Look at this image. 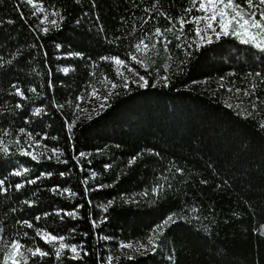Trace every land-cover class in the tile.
<instances>
[{
    "label": "trees",
    "instance_id": "trees-1",
    "mask_svg": "<svg viewBox=\"0 0 264 264\" xmlns=\"http://www.w3.org/2000/svg\"><path fill=\"white\" fill-rule=\"evenodd\" d=\"M33 2L59 11V26L27 0H0L5 242L49 253H25L28 264H264V50L234 35L199 42L193 24L181 31V17L199 15L186 12L190 0ZM157 27L155 48L136 52ZM130 54L146 86L125 87L102 59L134 65ZM94 89L99 101L86 105ZM37 230L82 246L81 258L57 259ZM129 243L146 249L126 255Z\"/></svg>",
    "mask_w": 264,
    "mask_h": 264
},
{
    "label": "snow or ice",
    "instance_id": "snow-or-ice-1",
    "mask_svg": "<svg viewBox=\"0 0 264 264\" xmlns=\"http://www.w3.org/2000/svg\"><path fill=\"white\" fill-rule=\"evenodd\" d=\"M78 2V0H77ZM159 2V0H157ZM27 3L32 5L34 8H37V11H44L43 8H38L36 4H34L33 0H27ZM191 7L186 9V12L191 13L194 9L196 12L202 13V15L192 16L191 18L181 17L179 19V24L181 26V31L184 30V26L186 24L194 25V32L197 37L200 38V41L203 42L206 40L207 43H212V35H209V32L216 36V39H220L221 36H229L234 35L242 38L244 44H254L257 49L264 50V0H241V2H237V0H190ZM246 5V7H244ZM50 15L52 16H60L59 11L52 12ZM259 15V19L257 18ZM60 19H63V16H60ZM43 22L48 21V15H45ZM50 23L56 27L59 26L58 21L52 20ZM203 24V26H201ZM219 28V31H217ZM49 31L48 28H44L43 32L47 33ZM171 31V29H168ZM157 40L155 43L149 44L146 41H150L152 36H146L139 40L138 43L134 45L136 52L141 55H146L148 51L152 48H155L156 43H159V37L164 35V32L159 28H155L154 33H152ZM102 59L111 60L115 65H117V74L123 75L120 71V68L126 66V61L121 60L119 57H103ZM130 60L135 61L137 64L145 67L143 60L138 59L137 55L130 54ZM131 70V69H130ZM62 71L67 73L69 69L67 67L63 68ZM167 79V78H165ZM140 80L143 81V86L147 85V80L141 76ZM113 88L117 87V85L113 84ZM127 87V85H125ZM30 91L35 92L36 89H30ZM18 95L23 96L24 93L17 88ZM246 95L248 93H245ZM93 97L99 99L100 97L97 95L96 90L94 89L91 93ZM107 100V97H104ZM101 108L105 107L104 104L100 105ZM40 110H37V114H39ZM6 134V133H5ZM19 143V142H17ZM0 145H3V141L0 140ZM4 151H7V148L4 147ZM55 153L57 150L52 149ZM25 155H31L32 159H37V156L28 151H24ZM81 155H84L83 153ZM28 169H24L23 172L16 171L14 175L21 176L26 173ZM63 175V174H62ZM5 181L0 179V191L6 190L3 188ZM29 183H35L34 180L29 181ZM22 184H17L16 188H22ZM162 188V185L160 186ZM65 191H68L65 189ZM160 191V188L153 189L154 193ZM147 193H145L146 195ZM74 195V194H73ZM110 206V204H109ZM107 207L105 208V211ZM66 215L74 216V212H67ZM39 219V217H37ZM176 219L174 216H168L165 218L160 224H158L153 232L156 234H162L163 230L169 226L171 223H175ZM95 221H93V225L95 226ZM27 227H33V225L27 221L24 222ZM3 229L0 228V232ZM264 235V232L261 233ZM26 235V234H25ZM37 236H41L42 239L45 240L46 243H50L53 245L55 249V256L59 259L62 255L63 250L68 249L74 255L71 257L72 259H80V251H83L82 246L78 250L76 245H68L63 243L64 237H56L49 233H42L40 230L36 232ZM59 240V247H55V242ZM148 243L156 247L155 237H149ZM0 245L3 246L2 250H0V264H28V256L25 253H29L32 257L39 255L40 257L48 256L49 253L42 251L39 247L35 250L32 248H26L19 241L13 240L11 242H5L4 238L0 236ZM124 248H133L132 244L121 245ZM141 247H144L141 245ZM87 255V253H84ZM109 264H111V258H109Z\"/></svg>",
    "mask_w": 264,
    "mask_h": 264
},
{
    "label": "rangeland",
    "instance_id": "rangeland-1",
    "mask_svg": "<svg viewBox=\"0 0 264 264\" xmlns=\"http://www.w3.org/2000/svg\"><path fill=\"white\" fill-rule=\"evenodd\" d=\"M34 4H36V3H34ZM37 5V7L38 8H41L38 4H36ZM245 7V6H244ZM37 9V8H36ZM40 12V11H39ZM40 13H42V21H44V17H45V15H48V21L50 22V21H52V17H51V15H49L47 12H45V10L44 11H42V12H40ZM199 15H202V13H199ZM257 18L259 19V15H257ZM49 22H44V24H47V23H49ZM201 26H203V24L201 25ZM217 31H219V28H217ZM209 35H212V39L213 38H216V36L214 35V34H212L211 32H209ZM242 39V38H241ZM197 40L199 41V42H201L200 41V38L199 37H197ZM206 41V40H205ZM205 41H203V42H205ZM133 62V64L134 65H130V64H127L126 63V66H123V67H121L120 68V71L123 73V75H118L117 74V71H116V69H117V65H115L114 63V69H115V73H116V75H117V78L119 79V82H121V83H123L124 85H127V84H129V83H132V84H135V85H139V86H143V81H141L140 80V77L141 76H143V75H141L140 73H139V69L140 70H145L146 68L145 67H143V66H141L140 64H137L135 61H132ZM145 65V64H144ZM135 66H138L139 67V69H137ZM146 66V65H145ZM131 69V70H130ZM144 77V76H143ZM108 87L110 88V89H112V85L111 84H108ZM99 101V99H97L96 97H93V96H91V97H89L87 100H86V105H94L95 104V102H98ZM25 151H28V152H30V153H33V154H35L36 155V153H38V150L36 149V147L35 146H31V145H27L26 147H25ZM44 240V239H43ZM45 241V240H44ZM59 243H60V241L59 240H57L56 242H55V247L56 248H58L59 247ZM63 243H65L64 241H63ZM50 244V243H49ZM66 244V243H65ZM129 244H132L133 245V248H124V247H121L120 246V248H121V250H122V252L124 253V254H126V255H132V254H136V253H138V252H141V251H143L144 249H146V245L145 244H141V243H129ZM50 245H52V244H50ZM122 245H125V244H122ZM141 245H143L144 247H141ZM53 246V245H52ZM68 253L69 255H71V256H73L74 254L73 253H71L70 252V250H68V249H65V250H63V252H62V254L63 253Z\"/></svg>",
    "mask_w": 264,
    "mask_h": 264
}]
</instances>
